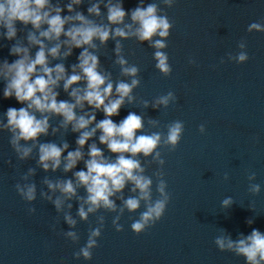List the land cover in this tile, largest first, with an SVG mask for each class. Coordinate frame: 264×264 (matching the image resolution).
I'll return each instance as SVG.
<instances>
[{
	"label": "clouds",
	"instance_id": "9594fccd",
	"mask_svg": "<svg viewBox=\"0 0 264 264\" xmlns=\"http://www.w3.org/2000/svg\"><path fill=\"white\" fill-rule=\"evenodd\" d=\"M83 3L84 0H67L62 6L60 0L55 3L53 0H0V38L15 41L9 51L17 57L11 63L7 59L0 61V80L5 82L3 96L14 97L24 105L18 109L9 107L0 116V132L9 133V145L18 161L36 155V167H29L21 174L14 187L22 200L32 204L38 196L37 184L32 179L37 168L45 173H64V178L45 176L39 197L54 206L58 217L62 216L68 225L62 235L73 243L80 240L76 231L78 223L87 222L90 215L101 210L116 214L112 225L120 232L123 231L120 220L125 212L136 213L143 207L130 225L136 235L163 218L171 195L163 178L165 160L160 149L174 151L185 130L184 122L175 120L165 126L166 133H148L144 116L136 112H129L119 123L112 119L125 106L139 105L144 109L151 106L160 110L177 101L173 91L152 101L134 95L141 85L140 68L129 63L122 43L132 39L140 44L148 42L154 50L155 68L163 76H170L172 67L165 49L174 25L161 4L171 8L175 0H151L146 5L144 0H139L138 6L129 11H125L122 0H88L87 15L78 10ZM65 9L67 15L63 14ZM18 23L23 28L18 29ZM25 30L26 35L18 37V31ZM247 31L264 33V23L252 22ZM110 40L115 44L113 64L119 67L120 79H114L112 72L100 62L101 49ZM246 46L241 40L240 51L227 53V60L245 63L249 59ZM74 49L81 51L69 71L64 61L73 55ZM53 61L58 62L53 64ZM224 62L221 58L220 63ZM189 63L196 64V61L189 58ZM61 88L69 99H58ZM97 112H102L104 118L97 120ZM147 124L151 128L160 127L157 119L149 118ZM69 130L78 133L74 150H69L70 145L64 138ZM198 130L204 134L205 125H199ZM49 135L58 136L59 142L41 141L42 136ZM97 140L112 155H105ZM141 157L149 164L160 166L152 176L146 174L147 166ZM80 162L84 168L76 170ZM70 172L72 175L68 177ZM153 176L157 178L155 199ZM247 178L249 193L258 195L261 185L253 182L256 173L251 172ZM228 179L225 173L224 180ZM126 188L130 193L127 197ZM73 201L78 205L75 216ZM233 203V197L228 196L221 201V207L229 208ZM35 211L34 207L28 209L30 214ZM58 223L59 219L52 225L53 231ZM96 223V227L89 228L86 243L73 253L74 259H92L93 250L99 247L105 216L97 215ZM247 223L251 225L253 219ZM213 242L219 251L243 257L245 264H264V232L258 229L253 228L248 235L241 233L236 239L221 230Z\"/></svg>",
	"mask_w": 264,
	"mask_h": 264
}]
</instances>
